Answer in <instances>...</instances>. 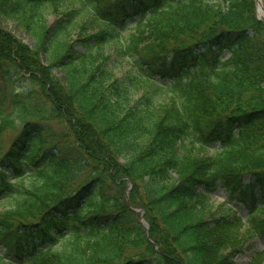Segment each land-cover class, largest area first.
<instances>
[{
  "label": "trees",
  "instance_id": "obj_1",
  "mask_svg": "<svg viewBox=\"0 0 264 264\" xmlns=\"http://www.w3.org/2000/svg\"><path fill=\"white\" fill-rule=\"evenodd\" d=\"M0 14L34 41L0 20V264H264L235 260L264 235L255 0H0ZM221 185L246 221L207 206Z\"/></svg>",
  "mask_w": 264,
  "mask_h": 264
},
{
  "label": "rangeland",
  "instance_id": "obj_2",
  "mask_svg": "<svg viewBox=\"0 0 264 264\" xmlns=\"http://www.w3.org/2000/svg\"><path fill=\"white\" fill-rule=\"evenodd\" d=\"M52 18V16H51ZM3 23L7 26V28L10 29V31H13L18 37L23 38L26 42L33 44L32 37L27 34V32L18 24H16V21L9 19V20H3ZM130 68V64L124 60L122 64L118 65L119 69V76H123L128 72ZM56 72V70H55ZM140 93L138 94V96ZM137 96V97H138ZM203 154V153H202ZM204 155V154H203ZM228 198V192H226L223 188L220 189L219 192H216L211 195L209 202L207 203V206L213 211V212H219V213H228V205L225 204L223 201L227 200ZM234 202V201H233ZM223 203V205H221ZM2 207H5V205H0V209ZM240 209V213L242 215H245L247 212L246 208ZM206 211V209L204 210ZM244 244L242 252H240L238 255H236L235 259L238 263H246L251 260L253 257L255 251L257 250H263L264 249V237H256L254 239H245L244 238ZM3 249V248H1Z\"/></svg>",
  "mask_w": 264,
  "mask_h": 264
},
{
  "label": "water",
  "instance_id": "obj_3",
  "mask_svg": "<svg viewBox=\"0 0 264 264\" xmlns=\"http://www.w3.org/2000/svg\"><path fill=\"white\" fill-rule=\"evenodd\" d=\"M259 2H260V4H261V2H262V1H261V0H259ZM261 5H262V4H261Z\"/></svg>",
  "mask_w": 264,
  "mask_h": 264
}]
</instances>
